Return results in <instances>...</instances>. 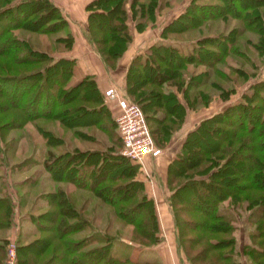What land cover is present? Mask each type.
Instances as JSON below:
<instances>
[{"label":"trees","instance_id":"16d2710c","mask_svg":"<svg viewBox=\"0 0 264 264\" xmlns=\"http://www.w3.org/2000/svg\"><path fill=\"white\" fill-rule=\"evenodd\" d=\"M144 5L140 0L86 3L85 36L106 68H115L132 40L127 18L133 19L137 31L153 26L156 1L149 0ZM256 6H264V0L239 4L237 10L227 0L206 3L190 0L160 27V39L131 56L124 75V96L140 105L157 146H167L173 131L182 123L186 108H196L211 100L208 88L217 90L223 99L228 97V89L213 80L212 75L228 76L221 65L233 72L240 69L238 64L230 62L233 58L225 61L229 54L245 58L239 53L236 36L242 32L237 27L215 35L208 31L193 39L176 35L201 28L208 20L234 18L247 26L249 9L255 10L259 22L263 11L254 9ZM0 21V57L6 58L0 59V83L5 87L0 89V97L9 109L22 114L19 121L15 120L17 113L13 121H0L3 124L0 134L4 126H19L43 116L57 118L67 126H95L109 140L113 138L114 143L107 146L109 149L76 146L59 154L48 149L44 166L54 179L88 188L113 205L116 214L132 224L133 239L140 244L157 243L158 218L144 181L136 176L139 162L123 155L118 148L122 144L113 121L117 105L113 108L106 103L104 91L91 75L70 82L76 63L74 57L52 58L12 34L17 27L55 32L64 28L67 21L61 8L53 0H0ZM262 31L261 23L257 30L261 41ZM55 39L69 47L73 34L66 30ZM255 48L259 52L257 45ZM33 62L46 63L33 71L21 70L20 65ZM190 64L203 65L205 70L177 79L178 71ZM147 85L153 87L146 89ZM250 88V92H242L223 109L201 118L185 133L167 163L166 185L170 190L167 200L175 245L191 264H240L234 233L237 227L234 220L240 217L237 208L248 210L245 222L253 226L248 233L250 242L242 243L241 247L244 264H264V80L252 83ZM9 93L18 96L9 98ZM27 108H33L32 112L27 113ZM8 114H2L0 119ZM41 130L46 142L52 144V132ZM76 132L84 141L97 143L92 133ZM237 157L242 162L235 164ZM112 188L119 193L107 195ZM41 196L46 198L48 209L31 214L36 226L31 235L38 232L39 235L26 241L18 237L17 264H159L154 260L118 257L111 252L108 241L86 247L95 241L94 234L75 237L89 223L65 191L58 188ZM189 213L195 218H187L185 214ZM12 219L10 197L0 194V231L6 230ZM6 240L0 233V264H3ZM191 248L195 251L190 252ZM48 251L49 256L42 258Z\"/></svg>","mask_w":264,"mask_h":264},{"label":"rangeland","instance_id":"374dc122","mask_svg":"<svg viewBox=\"0 0 264 264\" xmlns=\"http://www.w3.org/2000/svg\"><path fill=\"white\" fill-rule=\"evenodd\" d=\"M57 1L59 2V4L57 3L58 6L61 5L59 7L61 8L62 13L66 15L67 11L66 10L64 11V9L70 8V5H66L65 3L63 4L62 2H60V0ZM140 1H144L145 2L144 6H146V2L149 0H140ZM155 1H156V8H155L156 19L153 24V29L147 28L149 31H152L154 33H156L157 31L156 25L160 26L163 23L170 20L173 16H175L180 11H182L184 6L187 5V3L190 0H155ZM199 1L202 3L203 2L206 3L215 0H199ZM251 1L252 0H227V3L232 7V9L237 10L239 4L250 3ZM254 9H257L258 11H263L260 20L262 19L261 20L262 29H263L262 32L264 33V6H258L257 8ZM207 10H211V9L209 8ZM249 10H248L249 12L248 15L250 16V20L247 26L245 22H242L241 20L234 18H229L226 21H221L220 19H218V20H213L211 22L210 20H208V24L205 23L206 25L201 26V28L191 30L189 33H182L176 35L178 38L187 37L188 39H193L194 36L207 34L208 31H210V33L212 32L215 35V34H219V32L221 31L226 32L231 27H237V31L242 32L240 36H236L239 41V53H243L245 58H243L240 55L235 56L232 54H229L226 57L225 61H227V59L229 61L230 58H233L230 62L233 61L234 63L238 64L240 69L238 71L233 72L225 68L224 65H221L229 73L228 76H224L223 78H221L212 75V79L217 81L218 83H222V85L228 89V97L223 99L217 94L218 93L217 90H212L211 88H208L210 89L209 94L211 96V100L208 101L206 104L204 103L199 104L196 108H186V112L182 120V122L184 121L183 127L180 129L182 125L181 123L180 126L173 131L169 141L167 142L166 147L175 148L178 145L180 137L182 136V131L185 127L191 126L194 122L199 121L201 118L207 115H211L214 112L223 109L231 101L237 100L242 92L244 91L250 92L251 91L250 85L252 83L257 82L260 79L264 80V52L260 51V50L264 51V40L261 41L260 35L257 33V30L259 29V25H261V23L260 20L258 22L255 18L256 15V13H254L255 10L253 9H249ZM65 17H66L67 25L56 32L17 27L12 30V34H14L19 38L27 40L32 48L41 51L43 50L46 53H48L52 58H58L60 56L69 57V50L72 49L71 47L74 42V38L72 44L69 47H65L61 43V41L55 39L56 36H58L59 34H64L66 30L71 31L72 28L75 29L76 35H80L82 33V35L85 36L84 26L86 24H84V22L80 20H69L68 15H66ZM10 18L13 19V16L11 15ZM130 24H131V28L136 31V28L134 26V21L132 23L130 20ZM140 37L141 34L136 32V39H140ZM81 40L84 41L83 38H81ZM170 41H172V39ZM86 42L90 43L88 40ZM254 44L258 46L259 52L256 50ZM1 58L2 57H0V59ZM5 59L6 58L3 57L2 61ZM43 63H37V62L28 63V64L20 65V68L21 70L23 69L27 71H33L36 70V68L39 65L42 66ZM203 70H205V66L203 65L190 64L185 69L178 71V73L175 76H177L176 77L177 79L181 80L185 76H189L190 73L196 74ZM80 77H81L80 70L76 66H74L73 74L71 76L70 82H75ZM150 87L153 86L147 85L146 89ZM4 88H5L4 84L0 83V89H4ZM21 89H22L21 86L18 87V92ZM16 96H18V93H15L13 95L11 93L8 94L9 98L10 97L14 98ZM106 97L107 96L104 94L105 101H106ZM130 101H135V100H130ZM3 102H5L4 98L0 97V110L2 109L0 111L1 112L0 116H2V114L3 115L8 113L10 114L6 115L7 117L4 116V118L0 119L1 123L13 121L15 113H17L18 115L17 118H15L16 121L22 119V114H18L20 112H16L14 109L11 108L9 109L8 105L7 106L4 105ZM32 110L33 108H27L26 112L31 113ZM113 121L115 123V113L113 116ZM41 129L50 130L52 132V136L50 137L52 144H48L46 142L44 136L42 135ZM76 130H82V131L85 130L87 133H92L95 136L96 139L95 141L97 143L93 144L92 142L84 141L83 139L80 138V135L77 134ZM115 137L117 140L118 138L117 135L114 136V139ZM183 138L180 140V143L183 140ZM113 143H114L113 138L109 140L108 136L102 131H100L98 128H96L95 126H67L62 124L57 118H51V117L40 116L26 120L23 122V124L19 126H13V127L4 126L2 128L0 134V194H6L10 197V203L12 205V218H13L9 227L6 230L0 231L1 235H5L7 239L5 243L4 256L2 260L3 264H5L7 258L8 246L10 243L14 244L15 258L17 264L18 237H22V239H20L21 241H26L32 239L33 237H37L39 235V232L36 233L35 235H31L32 231L36 228L35 223L32 221L33 219H31V214L37 215L38 213L46 211L48 209L47 200L45 197L41 195L45 192L54 191L58 188H61L65 191V193L68 195V198L73 203V205L76 208H78L80 212L88 219L89 224H87L78 233H75V237L88 235L90 233L94 234L95 241L91 244H88L86 247H89L95 243H103L105 241H108L111 252L118 257L129 256L133 260H138V261L154 260L159 264H163V258L160 255L159 251L156 248H152V247L162 242V240H168L172 238L170 240L172 241V243L170 242V246L172 247V253L174 251L175 253L178 252L180 254H184L182 249L178 250L176 248L175 240L173 236L171 208L167 200V196L170 194V191L167 194L165 200L166 203L168 204L169 212H170L169 225L163 229L162 228L163 225L158 219V224H159L158 234L160 236V240L154 245L148 246V245L140 244L138 241L133 239L135 235L132 224L120 218L116 214L113 205H111L110 203L106 202L104 199L95 195L88 188L78 187L72 182L67 180L54 179L44 166V160L46 159L48 149H50L54 154H59L65 150L72 149L73 147L76 146L81 148L98 146L101 149H106V148L109 149V147L107 146L112 145ZM201 145L202 143L200 142L197 147L200 148ZM118 148L121 149V146H118ZM240 161L242 162L241 158L237 157L236 160H234V163L238 164ZM140 164L141 163H139V165ZM142 171L143 172L145 171V167L144 169H142ZM146 172L150 174L149 168L147 169ZM151 188L152 187L150 186V188L148 189L149 196L153 199V197L151 196L152 194L150 192ZM118 193L119 191L113 188L107 191V195L109 196H113L115 194L117 195ZM236 211L240 214V217L238 220H234V224L237 226L234 233L236 239L238 238L237 239L238 242L236 241L237 244H235V249H237V245H239L238 247H240V245L242 244L240 242L243 238H246L247 241L246 243L250 242L248 233L251 229H253L252 225H248L245 222V215L248 213L247 212L248 210L237 208ZM181 215L184 216V213L182 212ZM185 215H188L186 216L187 218H195V216H193L190 213ZM214 235L216 236V234ZM167 245H163L164 251L165 250L167 251ZM194 251L195 250H193V248L190 249V252H194ZM49 252L50 251L45 252L42 258L44 257L46 258L47 256H49Z\"/></svg>","mask_w":264,"mask_h":264},{"label":"crops","instance_id":"0c3cea01","mask_svg":"<svg viewBox=\"0 0 264 264\" xmlns=\"http://www.w3.org/2000/svg\"><path fill=\"white\" fill-rule=\"evenodd\" d=\"M89 1L90 0H60V2H62L63 4L65 3L66 5H70V8L64 9V11L65 10L67 11L66 15H68L69 20H80L84 22V24H86V15H87V9L85 5ZM54 2L56 4L57 3L59 4L57 0H54ZM130 20L133 23L131 18H127V24L132 34V40L127 44L126 49L124 50L123 54L119 57L117 64L115 68L113 69L106 68L104 66L102 60L99 58V56L93 49V46L90 43L86 42L87 38L83 36L82 33L80 35H76L75 29L73 28L71 32L74 36L73 37L74 42L71 47L72 49L69 50V57L75 58L76 60L75 66L80 70L81 76L85 74L91 75L96 80L98 87L102 91H104L109 86L117 87L118 91L126 99L128 98L124 96V91H125L124 90V85H125L124 75H125V71L127 69L128 62L131 56H133L137 52H142L151 43L160 39V35H159L160 27L164 24L163 23L160 26L156 25V29H157L156 33L149 31L147 29V28L153 29V26H147L141 31H137V30L135 31L131 28ZM84 27H86V25ZM136 32L141 34L140 39H136ZM81 38H83L84 41L81 40ZM106 102H109V105H111V107L116 106L115 101L112 99L106 98ZM197 122L198 121L194 123H197ZM183 123L184 121L182 122L180 129L183 127ZM194 123L191 126L185 127L183 129L180 140L183 138V136L188 130L193 128V126L195 125ZM180 140L178 142V145L175 148H172V147L163 148L160 155L152 156V157L145 156L143 157V160L137 161L141 164L139 166V171L136 176L144 181L145 189L148 195H149L148 189L150 188V186L152 187L151 188L152 191L150 189V192L152 194L151 196L153 197V200L155 202L154 204H155L156 214L158 215V219L163 225L162 226L163 229L169 225V218H170L169 207L165 201L166 196L170 191L166 185V166H167L169 159L173 157L175 151L178 149ZM144 167H145V171L143 172L142 169H144ZM148 168H149L150 174L146 172ZM151 170H154V171H151ZM171 239L162 240V242L152 247V248H156L159 251L160 255L163 258V264H191L185 258L184 254H180L178 252L175 253L174 251L172 253V247L170 246V242L172 243V241H170ZM244 242H247L246 238H243L240 243H244ZM163 245H167V251L166 250L164 251ZM238 246L239 245H237V250L240 253L238 255L239 262L240 264H244V258H243V255L241 254L242 244L240 245V247Z\"/></svg>","mask_w":264,"mask_h":264},{"label":"built area","instance_id":"2783aa9c","mask_svg":"<svg viewBox=\"0 0 264 264\" xmlns=\"http://www.w3.org/2000/svg\"><path fill=\"white\" fill-rule=\"evenodd\" d=\"M104 94L118 108L115 124L122 144L120 152L137 161L144 156L159 155L162 149L155 144L140 105L123 97L115 86L106 88ZM5 264H16L13 243L8 246Z\"/></svg>","mask_w":264,"mask_h":264}]
</instances>
